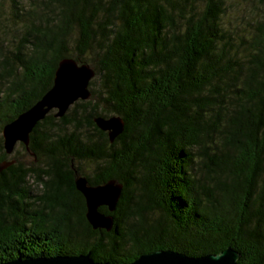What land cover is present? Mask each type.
<instances>
[{"label":"trees","instance_id":"16d2710c","mask_svg":"<svg viewBox=\"0 0 264 264\" xmlns=\"http://www.w3.org/2000/svg\"><path fill=\"white\" fill-rule=\"evenodd\" d=\"M227 1L0 0V263L230 247L264 264V0H244L240 23L224 21ZM63 57L94 70L90 97L7 153L2 127ZM112 115L124 128L110 142L94 118ZM78 176L121 184L115 209L98 208L109 231L88 223Z\"/></svg>","mask_w":264,"mask_h":264},{"label":"water","instance_id":"95a60500","mask_svg":"<svg viewBox=\"0 0 264 264\" xmlns=\"http://www.w3.org/2000/svg\"><path fill=\"white\" fill-rule=\"evenodd\" d=\"M94 70L88 64H78L70 57L61 58L54 71L51 87L29 108L21 112L14 120L2 127L3 147L10 153L17 142L28 148L29 134L35 124L42 120L51 110L54 117H61L69 106L78 99H87L91 92L89 81ZM96 126L106 131L112 142L124 128V121L118 115L109 117L96 116ZM9 163L1 162L0 171ZM76 189L85 200V217L92 229L109 231L113 225L111 215L101 213L98 208L106 206L108 211L115 209L121 192V184L108 180L102 184L90 185L78 176L74 179ZM239 254L232 248L214 254L189 256L172 249H159L139 255L131 262L110 263L94 261L89 253L77 255H52L49 257L15 258L0 264H237Z\"/></svg>","mask_w":264,"mask_h":264},{"label":"rangeland","instance_id":"374dc122","mask_svg":"<svg viewBox=\"0 0 264 264\" xmlns=\"http://www.w3.org/2000/svg\"><path fill=\"white\" fill-rule=\"evenodd\" d=\"M252 6L249 1H244V0H228L226 2V11H225V16H224V21H231L233 23H240L242 22V17L243 15L245 16V11L248 7ZM242 26H245L242 24ZM96 87V86H94ZM97 88V87H96ZM22 160L26 161L27 164H30L31 156L25 155L21 157ZM81 168L83 167L84 170L88 174L93 173L94 165H88V163H79ZM29 182H31V179H28ZM32 184V183H31ZM31 190L32 192L36 193H41L40 187H36L34 184L31 185ZM36 205V204H35Z\"/></svg>","mask_w":264,"mask_h":264}]
</instances>
